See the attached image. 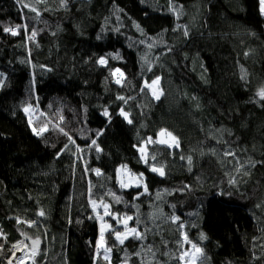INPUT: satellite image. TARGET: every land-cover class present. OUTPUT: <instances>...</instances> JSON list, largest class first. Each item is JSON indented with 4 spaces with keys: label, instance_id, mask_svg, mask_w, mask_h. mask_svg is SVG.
I'll return each instance as SVG.
<instances>
[{
    "label": "trees",
    "instance_id": "trees-1",
    "mask_svg": "<svg viewBox=\"0 0 264 264\" xmlns=\"http://www.w3.org/2000/svg\"><path fill=\"white\" fill-rule=\"evenodd\" d=\"M178 5H183L182 13L179 8L173 12ZM37 7L49 11L36 19L16 0H0V229L8 243L26 236L43 238L47 232L41 245L47 250L44 264H94L99 222L88 219L93 215L86 198L91 180L94 192L110 188L138 205L142 214L155 210L150 205L166 214L175 211L189 238L204 248L205 264H264V166L251 168L249 176L237 175L235 161L227 162L232 157H223L230 145L241 163L249 157L264 160V101L256 95L264 85L259 0H207L205 6L203 0H69L67 8L60 0H47ZM22 24L28 30L22 28L16 36L2 30ZM182 26L189 31L187 38L175 30ZM33 29L37 35L29 39ZM248 32L243 41L240 34ZM255 43L257 54L246 56ZM101 56L107 57V67L96 62ZM117 68L127 78L123 87L115 83L118 74L111 75ZM155 76L162 77L159 100L147 90L140 92L143 81ZM118 95L134 99L124 105ZM28 105L32 107L25 113ZM121 107L132 124L118 115ZM105 109L110 117L103 115ZM44 124L48 132L35 135L32 128ZM55 125L84 148L77 153L83 160L70 152L56 158L67 139ZM161 129L180 141L179 149L171 150L174 155L165 146L147 145L149 158L155 152L165 165L164 177L150 172L134 147L147 137L157 139ZM101 130L97 144L103 151L97 154L87 145ZM189 155L191 171L186 159H180ZM85 162L105 175H85ZM125 164L133 173H144L150 195L133 201L142 189L118 188L116 169ZM231 176L239 181L235 188L228 183ZM185 184L190 190L176 191ZM157 192L163 201L156 200ZM41 209L45 217L38 216ZM117 209L136 212L123 203L115 204ZM16 217L37 220L40 227L17 224ZM163 227L168 248L175 252L179 234L168 230L174 225ZM201 233L208 239L199 241ZM153 241L159 245L160 237L150 236L148 242ZM138 245L125 242L129 254ZM125 254L124 247H114L111 264H122ZM128 264H139L138 258L132 256Z\"/></svg>",
    "mask_w": 264,
    "mask_h": 264
},
{
    "label": "snow or ice",
    "instance_id": "snow-or-ice-1",
    "mask_svg": "<svg viewBox=\"0 0 264 264\" xmlns=\"http://www.w3.org/2000/svg\"><path fill=\"white\" fill-rule=\"evenodd\" d=\"M68 2L69 0H60L61 7L67 8ZM169 2L171 4L172 0H169ZM16 3L19 4L22 9H28V11L35 13L36 19L40 18L43 11H49L47 7L43 9L37 7V5L40 4H47V0H34V3H25L24 0H16ZM177 8H179L182 13L183 5L174 6L172 9L174 13L177 11ZM259 10L261 14L264 15V0H259ZM177 19H179V14H177ZM135 26L142 32V29H140L138 24ZM22 28L27 32L28 25L22 24L16 25L15 27L5 26L2 30L3 32L9 33L12 36H16L19 35ZM175 30H181L184 37L186 38L189 36V31L186 26L178 27ZM36 35L37 31L33 29L29 39H34ZM140 43L143 44L144 41L141 40ZM152 47L153 43L149 42L148 48L151 49ZM171 51V48H167V52ZM167 52L163 54H167ZM245 55H247V53H245ZM115 58H119V56L117 55ZM143 59L146 60V57ZM96 62L99 65L105 67L108 65V59L104 56L99 57ZM147 71L151 72L152 67L149 66ZM242 71L244 70L242 69ZM117 74L118 78L115 79V83L123 87L127 78L125 77V74L118 68L111 71L112 76L115 77ZM0 77H3V73H0ZM241 78L244 79L245 77L242 76ZM161 79V76H155L150 80V82L148 80H144L142 86L140 87V92L145 93L147 90L154 99L159 100L161 95H163V90L160 88ZM0 86H3V80H0ZM256 95L259 97L260 101H264V87H261L257 91ZM116 99L122 101L124 105H127L129 100L134 99V97L118 95ZM31 107V105H28L23 109V111L28 113ZM262 107H264V104H262ZM103 115L110 117V113L107 109L103 111ZM118 115L122 116L128 124L133 123L132 118H130V113L126 112L123 107L120 108ZM60 119L62 121L63 117ZM29 124H32L31 119H29ZM55 127H57L59 132L67 139V143H65L63 148L57 152V159H59V157L65 152H70L74 157H77V153L84 152V148L76 143V139L68 131H65V129L59 125H55ZM48 130L47 124H44L39 128H32L33 133L37 136H42L44 133L48 132ZM102 134V130L97 131L95 138H91L90 143L87 145L89 149L94 148L97 154L103 151L97 144V139ZM217 143L228 144L227 141L222 140H217ZM149 144L165 146L169 150V155H174V152L171 150L179 149V138L167 129H161L157 133V139L153 140L152 137H147L140 146L134 145V147H137L138 152L141 154V162L148 167V170L161 177H164L166 175L165 165L157 160V153L154 152L150 158L146 154L145 148ZM70 145L75 147V151H72ZM211 152L213 155H216L215 149H212ZM201 154L203 155V153ZM223 157L225 159L227 157H232V160L227 162L231 164L233 161H235L233 171H235L237 175L249 176L251 174V168H255L258 164L264 166V160L256 161L251 157H249L246 162L241 163V159L237 154V150H234L230 145L223 150ZM77 159L83 160V156H79ZM180 159H186L188 169L191 171L193 164L192 156H181ZM73 166H75V160L73 162ZM121 170H124L130 174L129 179L126 180L121 177ZM83 171L85 175H87L89 172L94 173L97 177L105 175L100 168H89L86 162L84 163ZM107 179L112 178L107 177ZM228 183L231 187L235 188L238 186L239 181L237 180L236 176H231L228 180ZM116 184L121 190L133 187L142 189V191L137 192V194L132 198L133 201L139 200L141 196L150 195L147 183L145 182L144 173H133L126 164L121 165L116 169ZM95 187L96 185H94L93 182L89 180L86 198L88 201V206L90 207L93 215H90L88 219H96L99 222V236L95 244L94 264H96V262L101 259L108 262V264H111L110 254L114 247L125 248L126 254L122 264H128L132 256L138 258L139 264H169V262L173 259L177 261V264H198V262L199 264H205V261L208 259V257L204 252V248L200 246L199 242H194L189 238L188 232L185 231V224L183 220L175 213V211H173L171 214H166L159 206L150 205V207H154L155 210L147 214H142L138 205L133 202L124 201L123 197L118 195L116 191L108 188L105 191L97 194L93 191ZM100 187L105 188L104 185H100ZM185 190H190V186L185 184L183 188L177 189L176 191L183 192ZM164 193L171 194L168 192V190H164ZM155 198L158 201H163V194L161 192H157ZM121 203H123L126 208H136V212L132 215H129L127 212H121L118 209L113 210L115 204ZM170 207L175 209L176 206L171 205ZM257 207H260V205H257ZM45 215L46 213L43 211V209L38 212L39 217H45ZM15 219L17 224H25L28 228L40 227V222L37 220H22L19 217H16ZM69 222L71 223V221ZM164 225H174V229L170 228L168 230L179 234V237L175 240V244L177 246L175 252L168 248L169 241L163 235V232L165 231L163 227ZM192 227H196V225H192ZM21 235L25 236V233H21ZM150 236H159V245L155 244L154 241L148 242ZM25 239L30 241V244L26 243L25 240H20L12 243L10 248H6L8 237L7 234L4 233L2 229H0V252H3L5 257H7V264H26V262H30V264H44V261L47 257V250L42 249L41 245L47 240V232L44 233L43 238L41 236H26ZM109 239L112 240L111 245L108 243ZM206 239H208V237L201 233L199 236V241H204ZM130 240L139 242V250L133 251L129 254L126 249L125 242ZM186 245L189 247H185ZM161 246L166 250L161 251ZM17 253H20V255H17ZM160 257H167L168 259L161 260ZM0 264H3V259H0Z\"/></svg>",
    "mask_w": 264,
    "mask_h": 264
},
{
    "label": "rangeland",
    "instance_id": "rangeland-1",
    "mask_svg": "<svg viewBox=\"0 0 264 264\" xmlns=\"http://www.w3.org/2000/svg\"><path fill=\"white\" fill-rule=\"evenodd\" d=\"M207 4V0H203V6H205ZM251 34V32H248V33H241L240 35H241V37H242V40L243 41H245L244 39H245V37L247 36V35H250ZM253 49V50H252ZM252 49H247L246 50V52L248 53L246 56H250V55H256L257 54V52H258V45L255 43L253 46H252ZM1 73V72H0ZM4 79V76L3 77H0V80H3ZM262 87H264V85H262ZM0 88H1V86H0ZM30 112V111H29ZM145 151H146V154H147V146H146V148H145ZM132 172V171H131ZM129 176H130V174L129 173H127V172H125L124 170H121V177L122 178H124V179H129ZM107 219V218H106ZM22 239V238H21ZM26 240V239H25ZM26 243H29L30 244V242L28 241V240H26L25 241ZM11 247V244H9V243H7L6 244V248H10ZM0 253H2L1 255H2V258L1 259H3V264H7V257H5V254L3 253V252H0ZM19 255H20V253H18ZM30 264V263H29Z\"/></svg>",
    "mask_w": 264,
    "mask_h": 264
},
{
    "label": "built area",
    "instance_id": "built-area-1",
    "mask_svg": "<svg viewBox=\"0 0 264 264\" xmlns=\"http://www.w3.org/2000/svg\"><path fill=\"white\" fill-rule=\"evenodd\" d=\"M20 240H25V239H20ZM20 240H18V241H20ZM26 241V240H25ZM19 255V254H18ZM30 262H26V264H29Z\"/></svg>",
    "mask_w": 264,
    "mask_h": 264
},
{
    "label": "water",
    "instance_id": "water-1",
    "mask_svg": "<svg viewBox=\"0 0 264 264\" xmlns=\"http://www.w3.org/2000/svg\"><path fill=\"white\" fill-rule=\"evenodd\" d=\"M80 1H86V2H89V1H91V0H80Z\"/></svg>",
    "mask_w": 264,
    "mask_h": 264
},
{
    "label": "bare ground",
    "instance_id": "bare-ground-1",
    "mask_svg": "<svg viewBox=\"0 0 264 264\" xmlns=\"http://www.w3.org/2000/svg\"><path fill=\"white\" fill-rule=\"evenodd\" d=\"M2 253H0V259L2 258V255H1ZM17 255H18V253H17Z\"/></svg>",
    "mask_w": 264,
    "mask_h": 264
}]
</instances>
